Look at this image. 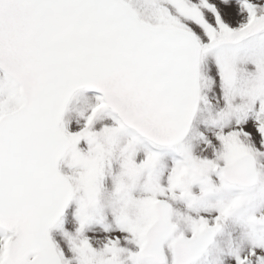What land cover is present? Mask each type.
<instances>
[{"label":"snow or ice","instance_id":"6c2138e0","mask_svg":"<svg viewBox=\"0 0 264 264\" xmlns=\"http://www.w3.org/2000/svg\"><path fill=\"white\" fill-rule=\"evenodd\" d=\"M0 264H264V0H0Z\"/></svg>","mask_w":264,"mask_h":264}]
</instances>
